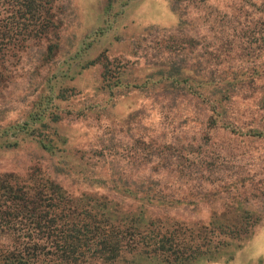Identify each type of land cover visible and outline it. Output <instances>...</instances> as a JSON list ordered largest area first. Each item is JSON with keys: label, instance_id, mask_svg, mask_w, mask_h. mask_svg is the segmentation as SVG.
<instances>
[{"label": "rangeland", "instance_id": "obj_1", "mask_svg": "<svg viewBox=\"0 0 264 264\" xmlns=\"http://www.w3.org/2000/svg\"><path fill=\"white\" fill-rule=\"evenodd\" d=\"M257 4V0H58L53 33L30 41L18 58L0 66V129L23 123L41 94L61 86L63 99L48 106L58 127L49 125L68 140L69 145L61 148L74 156L70 157L75 163L81 155L102 151L106 160L125 170L145 175L155 171L163 188L177 198L191 192L188 200L197 202L162 212L178 218L207 220L222 202L217 196L206 201L204 194L238 177L247 186L230 196L247 197L264 208V140L213 131L204 124L202 104L179 99L170 106L155 93L161 73L173 63L201 75L219 74L223 64H234V69L251 66V59L235 45L237 38L230 48L222 46L219 21L242 14L240 24L246 27ZM96 58H106L112 85L121 82L111 98L103 89L101 65L88 64ZM144 83L153 84L132 87ZM135 110L137 115L126 120ZM51 127L36 134H51ZM57 157L49 158L36 144L22 142L0 150V172L25 176L37 168L50 174ZM211 158L214 161L207 166ZM178 170L184 173L182 179ZM56 178L75 192L81 189L70 179ZM216 264H264V220L233 260Z\"/></svg>", "mask_w": 264, "mask_h": 264}, {"label": "trees", "instance_id": "obj_2", "mask_svg": "<svg viewBox=\"0 0 264 264\" xmlns=\"http://www.w3.org/2000/svg\"><path fill=\"white\" fill-rule=\"evenodd\" d=\"M57 1L0 0V66L18 58L30 41L39 42L53 33ZM257 1L250 25L240 24L242 14L219 21L222 46L230 48L237 38L235 45L251 59V66L241 64L234 69V64H223L219 74L201 75L173 63L161 73L155 93L170 106H176L179 99L202 104L203 123L213 131L264 140V0ZM237 17L239 22L231 25ZM88 64L101 65L103 89L110 98L115 95L113 89L121 82L111 84L106 58ZM152 84L132 87L146 89ZM63 89H48L23 123L0 129V150L27 142L36 144L49 158L58 155L50 174L37 168L25 176L0 172V264H216L233 260L264 220V208L255 200L230 196L247 186L245 179L238 177L204 194L206 201L217 196L222 202L207 220L163 214L197 202L188 200L191 192L177 198L175 192L163 188L155 171L145 175L125 170L106 160L102 151L86 158L81 155L75 163L74 156L61 148L69 145L68 140L58 134L56 116L48 113V106L63 99ZM136 115L137 110L130 112L126 120ZM45 127H51L52 133L36 134ZM176 173L183 178L182 170ZM58 176L81 189L71 190ZM223 195L227 197L221 199Z\"/></svg>", "mask_w": 264, "mask_h": 264}]
</instances>
